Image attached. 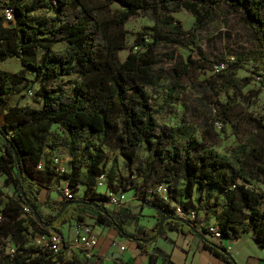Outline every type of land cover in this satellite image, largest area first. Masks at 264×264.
Wrapping results in <instances>:
<instances>
[{"label":"trees","instance_id":"16d2710c","mask_svg":"<svg viewBox=\"0 0 264 264\" xmlns=\"http://www.w3.org/2000/svg\"><path fill=\"white\" fill-rule=\"evenodd\" d=\"M113 3L118 8L105 16L97 14L100 8ZM219 5L224 6L225 16L240 14L257 46L229 57L221 54L212 61L204 53L199 61L187 59V63L174 69L164 102L176 98L183 75L191 64H197L199 69L212 71L206 82L217 96L224 115L226 111H233L243 98V89L250 80L239 77L238 70L250 62L264 64V0H0V62L18 58L39 81L36 95L41 99L40 107L11 105L9 99L15 95L16 87L28 79L22 72L0 69V116L3 114L0 175L4 176L0 186V264H67L66 246L56 253L42 251L33 245V238L50 231L64 234L62 226L67 224L69 229L75 222L84 221L83 213L92 214L96 223L112 225L119 234L125 232V212L114 213L113 207L103 203L105 193L94 190L95 178L104 173L100 164L105 159L103 146L109 134L115 136L120 153L130 161L144 144L148 161L155 164L156 173L162 174L161 181L168 183L169 202L154 204L163 212L147 237L155 236L160 218L171 214L175 218L166 219L163 228L201 235V247L225 264L238 263L223 242L236 240L250 229L258 246L264 247V115L257 118V131L229 153H221L206 142L211 139V128L204 130L201 140L196 127L189 122L159 127L155 119L156 49L177 45L201 51L199 32L215 18ZM6 8L12 11L11 20L5 18ZM181 9L193 16L189 28L175 15ZM147 10L154 15L153 23L144 25L127 47L122 25ZM61 42L66 44L65 49H55L54 45ZM127 48V54L122 57L121 51ZM215 65L222 67L215 70ZM72 75L70 91L53 85L58 79ZM259 82L253 96L264 88V76ZM221 95L226 97L225 103ZM52 124L64 133L61 146L71 152L82 151L87 157L84 182L80 180L83 163L73 157L63 178L72 189L80 182L86 187L85 198L66 200L81 202L69 205L47 227L45 224L56 216L65 201L45 200V206L55 212L43 214L37 199L41 178L50 179L48 167L43 165L38 170L37 165L43 163L47 147L53 146L48 140ZM177 167L184 172L182 186L174 180ZM113 172L111 167L106 175L110 191H116L112 186ZM4 183L12 186L16 194L8 195L2 203ZM205 187L217 189L225 198L220 210L215 207L216 203L212 209L222 240L207 230L216 240L208 239L197 222L178 221L176 218H184L169 208L174 202L187 210L184 199L189 202L196 190ZM91 203L99 204L106 211H99ZM8 239L14 242L13 252L2 255ZM136 244L147 252L149 243ZM148 263L154 264L152 254L148 256Z\"/></svg>","mask_w":264,"mask_h":264},{"label":"rangeland","instance_id":"374dc122","mask_svg":"<svg viewBox=\"0 0 264 264\" xmlns=\"http://www.w3.org/2000/svg\"><path fill=\"white\" fill-rule=\"evenodd\" d=\"M118 8L116 3H113L107 7L100 8L97 14L105 16L110 11ZM175 15L180 19L182 25L185 28H189L193 23V16L188 11L181 9L176 12ZM154 21V15L150 10L139 12L138 14L130 17L123 25L127 38V47H130L133 40L140 31V29L147 24H152ZM199 36L202 41L201 51H190L189 49L179 47L177 45H162L156 49L157 63L153 67L154 77V98L153 104L155 112V119L159 127H168L176 125L181 122H189L193 124L197 129V136L202 140L203 132L206 128L210 129L211 139H206V142L210 143L214 149L221 153H229L232 148L237 144L243 142L249 135L257 131L256 124L257 118L264 115V88L253 96L259 84L260 79L264 76V64L250 62L245 67L238 70L239 77H249V82L243 89L244 96L239 99L238 104L233 111H226L225 114H221L223 107L217 104V96L209 89L206 79L212 76V71L209 69H199L197 64H191L187 72L181 79V88L178 95L174 99H170L167 103L164 102L166 97L168 86L173 81L174 69L187 63V59L199 61L201 54H205L210 61L214 60L218 55L224 54L227 57L233 55L241 50L252 49L257 46V42L251 33V31L244 26L241 21L239 13H230L225 16L224 6L219 5L216 10L215 18L210 21L200 32ZM66 44L61 42L54 45L57 50L65 49ZM128 52V48L121 51V56L124 57ZM0 69L5 72H22L27 77L28 81L22 83L16 87V93L9 99L11 105L28 104L32 107H40L41 99L36 95L39 81L36 80L32 71L23 67L20 60L16 57L7 58L0 62ZM74 76H66L53 82V85H61L67 91L72 88V80ZM222 103H225L226 97L220 96ZM219 119V120H217ZM3 120V114L0 116V122ZM213 127H210V123L215 121ZM64 133L56 124L51 125V133L49 135V142L53 144L52 148L47 147L45 155L43 157L44 167H48L50 179L46 180L45 177L40 181L43 185L39 187L37 192V199L41 205L42 213H54V210L45 206L44 201L54 202L60 200V188L64 184L65 179L63 173L55 175L51 168V156L56 155L60 157L62 165L69 170V161L73 157L76 160H80L83 166L80 170V180L85 181V164L87 163V157L82 151H72L65 146H61L60 140L63 138ZM115 136L109 134L106 144L103 146L105 159L100 164L103 169L105 181L99 184L95 179L94 190L96 192L104 193L106 191V185L108 186L107 173L112 167L113 177L112 186L115 187L116 192L123 191L125 193L126 200L119 206L113 207L114 213L118 211L125 212V233L134 236L123 237L112 226L106 224L102 229V237H105L108 232H111L116 242L124 241L137 245V242H141L142 245L148 244L147 252L154 256V253L161 251L165 248L166 244L171 243V239H167V232L169 229L162 228L160 234H156L153 237H147L146 235L151 229L156 227L157 217L162 214L163 210L154 205H149L140 202L133 197L134 188L142 187L146 185H152L156 181L162 180V174L156 173L153 169L151 161H148L147 157L149 153L145 149V145L142 144L136 152L135 159L130 161L126 159L119 151V148L115 143ZM95 140V139H94ZM3 146L0 141V149L2 151ZM134 172L135 178L131 180L130 174ZM174 180L177 185L182 186L185 183L184 172L182 169H176ZM1 183L4 182V176L0 175ZM256 181V180H255ZM259 188L262 186L257 183ZM85 184L80 182L76 188H71L73 191L74 199L85 198L84 190ZM3 198L2 203L7 200L8 195H15V189L7 184H3ZM127 189V190H126ZM187 210L183 209L181 217L188 219L192 222L201 223L200 231L205 236L215 241L216 239L208 234L207 228L211 225L217 226V221L212 214V209L215 207L220 210L225 198L217 189L212 187H205L200 190H196L188 202L184 199ZM177 203H170L169 208L171 211H175ZM264 208V203L262 205ZM87 222H90L89 217L92 214L83 213ZM96 228L100 230L101 225L97 224ZM157 229V228H156ZM64 233L68 231V225L62 226ZM112 230V231H111ZM157 233V232H156ZM249 236V234H248ZM163 240V243L161 244ZM247 246L251 249L252 256H262L264 253V247L255 246L249 238ZM145 240V242H142ZM231 242V241H230ZM119 243V242H118ZM114 249L115 247L111 245ZM14 248L13 240H7L4 248L2 249V255L11 253V249ZM138 251V250H137ZM136 251V252H137ZM143 247L139 248V252H144ZM123 254L130 253L129 249L121 252ZM69 262L67 264H92L91 259H88L80 251H73L67 255ZM73 261V262H72Z\"/></svg>","mask_w":264,"mask_h":264},{"label":"built area","instance_id":"2783aa9c","mask_svg":"<svg viewBox=\"0 0 264 264\" xmlns=\"http://www.w3.org/2000/svg\"><path fill=\"white\" fill-rule=\"evenodd\" d=\"M6 20H11L13 18V14L11 9H4ZM222 67V65H215V70ZM52 170L56 174H62L66 172V168L62 165V161L60 157L53 155L51 158ZM37 169H42V162L37 165ZM105 175L104 173L98 175L95 179L99 184H102ZM131 180L135 178V173L132 172L129 176ZM1 186V182H0ZM169 186L168 183L163 181H156L152 185H146L143 189L142 187H135L133 197L139 200L142 203L154 205V204H163L169 202ZM106 195L105 200L103 201L104 205L108 207H115L122 204L126 198L125 193L123 191H110L107 190L104 192ZM73 191L67 180H65L64 184L60 188L61 199L69 200L74 197ZM25 211H28L25 208ZM175 215L181 216L183 210L180 206H177L176 210L173 212ZM2 219V211L0 206V222ZM200 226L201 223H198ZM70 228V227H69ZM209 233L219 240H222V234L215 225H211L207 228ZM224 241V240H223ZM33 245L42 250L56 253L58 252L62 246H66V255L73 251H80L84 254L88 259H92L94 257V248L98 245V236L94 234L93 227L86 221L75 222L71 228L70 233L62 234L57 233L55 231H50L48 233L36 234L33 238ZM116 249L120 252L125 251L127 248L124 244H120L115 240L111 243ZM13 252V248L11 249ZM117 264H127L120 259H114Z\"/></svg>","mask_w":264,"mask_h":264},{"label":"crops","instance_id":"0c3cea01","mask_svg":"<svg viewBox=\"0 0 264 264\" xmlns=\"http://www.w3.org/2000/svg\"><path fill=\"white\" fill-rule=\"evenodd\" d=\"M43 165L42 163V167ZM89 220L90 222H87L86 219H84V221L92 225L94 234L98 236V245L94 248V257L91 259L92 264H117L114 259H120L127 264H149L148 256L151 253L146 251L139 252V248L141 247L124 241L118 242L124 244L126 248L130 250V253L123 254L118 249H113L111 243L113 239H115L114 235L111 232H108L105 237L101 235L102 229H104L106 224L96 223L93 216L89 217ZM97 224L101 225L100 230L96 228ZM70 228L66 234L70 233ZM166 236L167 239H165V241L171 239L172 242L166 244V247L162 248L160 252L157 251L154 253V264H225L208 250L201 247V238L198 235L189 233L182 234L169 229ZM247 238H249L255 246H258L252 229L243 233L240 238L231 240V242L230 240H226L223 244L231 251L238 264H264V253L263 257L249 254L251 249L247 246ZM163 240L164 239H162L161 244Z\"/></svg>","mask_w":264,"mask_h":264},{"label":"water","instance_id":"95a60500","mask_svg":"<svg viewBox=\"0 0 264 264\" xmlns=\"http://www.w3.org/2000/svg\"><path fill=\"white\" fill-rule=\"evenodd\" d=\"M81 201L80 200H73V201H64L63 204H62V207L59 209L58 213L56 214V216L50 220L49 222H47L45 225L48 227L50 226L61 214L62 212L71 204H75V203H80ZM93 207H95L96 209H98L99 211L101 212H105V208H102L100 207L99 204L97 203H91ZM175 217L171 214H168V215H165L163 217L160 218L159 220V223L157 225V233L156 234H160L161 231H162V228H163V223L166 219H174ZM178 221H182L184 222L185 219H182V218H176ZM123 237H130L127 233L125 232H122L121 234ZM199 237H201V235H199ZM132 238V237H131ZM142 242H145V240H142Z\"/></svg>","mask_w":264,"mask_h":264}]
</instances>
